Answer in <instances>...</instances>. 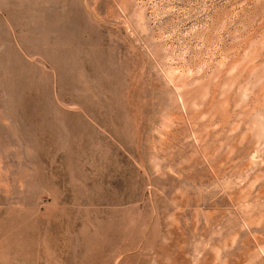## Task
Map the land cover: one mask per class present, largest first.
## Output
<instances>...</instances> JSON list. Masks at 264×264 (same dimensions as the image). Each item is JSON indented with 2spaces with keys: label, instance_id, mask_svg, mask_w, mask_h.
Listing matches in <instances>:
<instances>
[{
  "label": "rangeland",
  "instance_id": "rangeland-1",
  "mask_svg": "<svg viewBox=\"0 0 264 264\" xmlns=\"http://www.w3.org/2000/svg\"><path fill=\"white\" fill-rule=\"evenodd\" d=\"M0 264H264V0H0Z\"/></svg>",
  "mask_w": 264,
  "mask_h": 264
}]
</instances>
